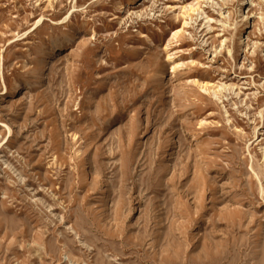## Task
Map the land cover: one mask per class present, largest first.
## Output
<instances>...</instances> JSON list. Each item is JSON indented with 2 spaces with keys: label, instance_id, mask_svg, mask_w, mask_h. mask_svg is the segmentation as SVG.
<instances>
[{
  "label": "rangeland",
  "instance_id": "rangeland-1",
  "mask_svg": "<svg viewBox=\"0 0 264 264\" xmlns=\"http://www.w3.org/2000/svg\"><path fill=\"white\" fill-rule=\"evenodd\" d=\"M0 264H264V0H0Z\"/></svg>",
  "mask_w": 264,
  "mask_h": 264
},
{
  "label": "bare ground",
  "instance_id": "bare-ground-1",
  "mask_svg": "<svg viewBox=\"0 0 264 264\" xmlns=\"http://www.w3.org/2000/svg\"><path fill=\"white\" fill-rule=\"evenodd\" d=\"M244 5V4H243Z\"/></svg>",
  "mask_w": 264,
  "mask_h": 264
}]
</instances>
